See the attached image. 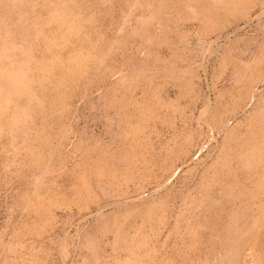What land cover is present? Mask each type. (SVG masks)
Listing matches in <instances>:
<instances>
[{"label": "rangeland", "instance_id": "rangeland-1", "mask_svg": "<svg viewBox=\"0 0 264 264\" xmlns=\"http://www.w3.org/2000/svg\"><path fill=\"white\" fill-rule=\"evenodd\" d=\"M0 264H264V0H0Z\"/></svg>", "mask_w": 264, "mask_h": 264}]
</instances>
